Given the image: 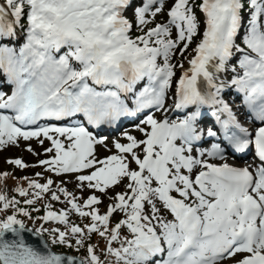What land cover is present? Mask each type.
<instances>
[{
  "label": "rangeland",
  "instance_id": "rangeland-1",
  "mask_svg": "<svg viewBox=\"0 0 264 264\" xmlns=\"http://www.w3.org/2000/svg\"><path fill=\"white\" fill-rule=\"evenodd\" d=\"M68 1L69 0H57L55 6L49 3L46 6V10L52 13L54 17H56L58 14H60L61 8L66 5ZM185 2L187 3V7H190L192 5V0H169V2L167 3V7L163 8H165L169 12L174 13L178 22V17H182V13L178 9L183 6ZM158 11L159 14L157 13ZM151 15H157L158 17L155 16L156 19L161 18L164 21H166V19L168 20V13L164 11V9L155 10ZM140 16L143 15L142 13L138 12L137 15L133 14L126 17L127 20L130 19V21L132 22H138L137 25H135V28L133 27L130 32L134 35V37L138 35L139 30H143V28L140 26ZM148 17L146 16L143 18ZM34 20L35 21L31 25L33 29L37 26V24H39L37 17ZM19 33L20 32H18L17 34L19 35ZM203 34H206L204 28H202L197 34H195V37L188 35V42L190 45L185 43L184 47L170 50V52L168 53V55H170L169 62L171 63V66H168L170 69V73H176V76H178L181 73L182 69L189 64V62L198 51V46L200 45L199 43L202 39ZM205 37L206 35L203 38ZM29 43L30 41H26L23 43V46L30 48L32 45H30ZM17 48V45L13 46V49L16 52H18V50H16ZM240 56L241 54L239 53V58H241ZM173 62H175L176 64H174ZM143 130H140L138 133L133 132L136 134V137L134 139L128 138V135L131 133H128L127 131L123 136L116 137L117 139H119L118 144L112 145L109 142L106 146L98 143H95L94 145H91L89 143L86 144L83 140H81L79 135L77 137H72V134L68 136L53 135L47 138H24L22 136L13 138L10 144L7 143L4 145H0V205H2L3 207H8L9 195L14 191L20 190L19 192L22 193L21 191L25 190L21 185H15L11 181H9L10 176L13 175L15 177H29V165H34L37 168L39 166V160H41L40 167H44L49 173H51V175L53 172L55 176L56 169L63 167L59 164L61 161V158H59V156L63 157V150L66 151V153L74 154L80 159H83L84 162H87L88 158H93L91 159V161L97 162L102 159L109 158L110 155L116 154V156L121 158L120 162L117 164L109 165L108 163H106L102 167L97 168L95 172H91L86 175L75 174L72 178H69L71 180L68 181L56 178L57 184H55L54 181L51 180L48 187L50 200L59 202V204L63 202V204L67 207V210L71 209V207L73 208L74 204L70 200L69 194H71L73 191L71 187H77V189L81 192L92 193V197H90L86 203V208L97 209L96 211H94L93 218L96 223L108 222L109 219L106 217L108 211L114 212V216L112 218L113 220L115 217L117 218L121 215H124V213H122L123 210L134 208L135 206H146L147 209L155 208L156 210H158L161 216L160 218H155L154 221L156 224H160L161 221L163 223V220L167 222L166 225L164 224L165 226L169 225V221L173 223L172 217L170 216L169 211L166 209L164 203L162 202L160 195L156 193V190L159 187L158 184L153 183L148 189H146L147 186L145 188L139 189L134 197L128 196L129 191L134 186L135 173L138 170V166L136 164V155H138L143 150V142L145 139V133ZM128 143H133L136 146L135 153L130 156H120L118 154L120 148ZM91 150H94L95 153ZM65 168L68 171L72 170L69 162ZM65 168H60V170L64 171ZM125 183L128 185L130 190H127L126 194L122 197H117V191ZM142 199H144L145 201L139 204ZM192 199L194 201L193 197ZM105 204L107 205L106 209L104 211H100L98 207L104 206ZM122 204L125 206L121 207ZM135 219H137V217L133 219L134 222ZM169 229L171 232L168 233L169 239L171 241L170 244H173L178 240L179 234L178 231L173 228V226H170ZM161 236L163 235H158V237ZM138 243L139 241L136 243L137 247ZM139 254L144 255V252L138 249L135 252L134 256L129 258L131 263L128 264H143L144 260L139 258ZM149 255L150 254H148V257ZM130 256H132V253L130 254ZM236 260L237 259H231L229 260L228 264H232ZM88 263L94 264V262L91 260ZM107 264L116 263L110 262Z\"/></svg>",
  "mask_w": 264,
  "mask_h": 264
},
{
  "label": "trees",
  "instance_id": "trees-1",
  "mask_svg": "<svg viewBox=\"0 0 264 264\" xmlns=\"http://www.w3.org/2000/svg\"><path fill=\"white\" fill-rule=\"evenodd\" d=\"M14 3H19V5H22V3H25V0H12ZM25 24V22H24ZM39 173V176L37 175ZM49 174L45 173L43 169L36 168L32 172V185L30 187L31 191L28 190V193L26 196L21 197L16 195L15 193L11 196V209L10 210H2L0 209V218L2 216H6L9 213L12 212L18 219L23 220L25 223H27L29 226L38 227L40 220L43 217L44 214V207H48L51 211H57L56 205L54 203H48V197L44 193L49 180H48ZM12 181H16L15 179H12ZM24 183V181H23ZM24 185V184H22ZM75 190V188H74ZM80 195V198L86 197L87 194L85 193H77V196ZM23 211V212H22ZM72 219L74 221V224H80L82 227L81 229L84 230V232L87 234L84 240H80L81 238H78V236H75V240L77 242H80L81 245H78L76 242L74 243H62V241L58 240V235L54 231V229H57L60 231V229L57 226H49L47 229L51 232L52 236L48 237V239L53 243V246L61 252H67V253H74L79 254L81 256H87L88 254H94L96 257L103 259L108 252L107 247L108 243L112 241L111 247L109 249V257H115L116 251L121 250L122 245L128 243V237L126 234V228L123 226L120 230V233L115 230L117 227V223H111L108 228L102 227L97 228L95 230H89L91 219L89 217H81V216H72ZM142 221L146 223V219L142 218ZM63 230L65 228H62ZM74 231L67 232V239H71L72 236H74ZM78 245L79 250L75 251V246Z\"/></svg>",
  "mask_w": 264,
  "mask_h": 264
},
{
  "label": "water",
  "instance_id": "water-1",
  "mask_svg": "<svg viewBox=\"0 0 264 264\" xmlns=\"http://www.w3.org/2000/svg\"><path fill=\"white\" fill-rule=\"evenodd\" d=\"M1 264H86L79 257L54 251L47 240L20 224L0 233Z\"/></svg>",
  "mask_w": 264,
  "mask_h": 264
},
{
  "label": "bare ground",
  "instance_id": "bare-ground-1",
  "mask_svg": "<svg viewBox=\"0 0 264 264\" xmlns=\"http://www.w3.org/2000/svg\"><path fill=\"white\" fill-rule=\"evenodd\" d=\"M19 41L17 40V41H14L13 43L14 44H16V43H18ZM168 113H170V111H168ZM0 133H1V131H0ZM76 135H78L77 133H74V135L73 136H76ZM8 143H10V141L8 140ZM201 157H207L208 156V153L207 154H201L200 155ZM213 157H217L216 155H214ZM205 159H203L202 160V164H201V166H197V165H195V159L194 158H192L191 159V167H190V169L191 170H198V169H201L202 167H204L205 166ZM203 208V210H207V207H202ZM260 249H262V250H264V248L263 247H260ZM237 254L238 253H235L233 256H232V258H236V256H237ZM228 261L229 260H224L223 262H222V264H226V263H228Z\"/></svg>",
  "mask_w": 264,
  "mask_h": 264
}]
</instances>
